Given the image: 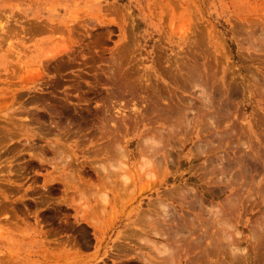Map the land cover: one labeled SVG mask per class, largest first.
<instances>
[{
    "label": "rangeland",
    "instance_id": "1",
    "mask_svg": "<svg viewBox=\"0 0 264 264\" xmlns=\"http://www.w3.org/2000/svg\"><path fill=\"white\" fill-rule=\"evenodd\" d=\"M56 52L63 58L51 59ZM192 58L245 82L231 121H263L254 127L256 138L241 140V153L232 136V150L215 156L225 164L226 153L235 164L260 140L263 151L257 146L253 156L263 161L264 0H0V264H219L190 263L202 246L168 240L176 231L171 222L183 216L213 220L215 233L225 231L218 244L227 239V246L218 247L227 264H264V161L260 176L253 156L240 161L251 174L236 164L225 176L207 175L219 164L207 160L206 150L216 153L217 146L214 136L208 147L214 124L205 125L207 117L201 120L210 127L201 134L205 152L191 149L198 138L183 131L169 162L160 165L139 142L150 93L144 87L174 61ZM63 59L65 66L58 64ZM36 63L40 74L27 72ZM114 72L121 79L129 73L143 98L123 96L122 80L114 88ZM65 103L72 116L60 113ZM112 130L116 156L104 148ZM102 169L125 173L132 185L107 186ZM185 186L198 191L202 206L183 196L187 189L177 190ZM131 231L132 240H124ZM122 242L132 250L115 260Z\"/></svg>",
    "mask_w": 264,
    "mask_h": 264
},
{
    "label": "bare ground",
    "instance_id": "2",
    "mask_svg": "<svg viewBox=\"0 0 264 264\" xmlns=\"http://www.w3.org/2000/svg\"><path fill=\"white\" fill-rule=\"evenodd\" d=\"M36 47H39V45H36ZM62 52H64V51H61L60 54ZM56 53L54 56H52L54 53L51 55L52 56L51 59H54L56 61L58 59L63 58L62 55H60L58 53L56 54ZM48 58H50V57H48ZM66 61H68V60L63 59L61 61H58V64L65 66L67 64ZM157 61H158V59H157ZM23 64H25V63H23ZM39 66L40 65L38 63H36L34 65L35 68L32 67V69L27 71V72H29V73L31 72V74L34 72H37L40 74V67ZM165 71H166V73L160 72L158 75L156 74V79H155L156 82L154 84H152V86L150 85V86L144 87V88L150 90V93H149V98L147 97V106H146L147 111L143 112V110H142L140 113L141 119H142L141 123H144V126H143V130L141 133L142 137H141V140L139 142L141 143V141H142L141 144L146 145L144 150L151 152L150 154H152L155 157L154 158L152 156V158L157 159V164L166 165L169 162V157L172 156V154H174L173 152H174V149L176 148L175 145L182 141V139L180 138V135L183 131L191 132V133L193 132L194 134H196V136L198 138L194 142L191 149H202V148H204V150H202V152H205V148L207 147L206 144L204 145V142L206 141V136H205V138H203L201 136V134L204 133V131H205V133L209 131L208 128H210V127L207 128V126H206V129H205V127H204L205 125H213V124L214 125L211 126V128H210V130L213 131V133L209 134V136H207V138L210 140V142L208 140L207 141L208 143L207 142H205V143L208 144V147L211 146L209 143H211L213 141L212 137L216 136L217 139H215V140L217 142L215 141V143H217V146L216 147L214 146L216 153H211V150H210L211 147L209 148V150L208 149L206 150V152H208L206 155L207 160L209 159L211 164L212 163L214 164V162H219V164H215L213 169H208L206 171L207 175L208 174H210V175L215 174L214 179H216L218 176L216 174H223L225 176L226 173H228V171H230L231 168L235 167L236 164H237L236 167H238V166L241 167L243 164H245L246 162H244L242 164V162H240V161H242L244 159V157L248 158L249 156H253L256 152H258L257 146L260 149V151H263V150H261L263 145L260 144V140H253V143L251 145L250 144L247 145L248 149L245 146L247 153L243 151V153H246L245 155L240 154L239 156H237V158H236L237 162L235 164H234L235 159L231 160L229 157H227L228 155L226 153L224 155H225V158L227 159V161H226L227 163H225V164L223 163L224 165L221 164L223 161L222 158L215 156L216 154H218L220 152L221 149L227 148L226 150H228V152L232 150V149H230V147L228 148V146H231L230 143H233L231 141L232 139H229V138H232V136L238 138V139H235V138L234 139L238 140L240 142L239 152L241 153V151L243 150V148H241V147H244L243 145H246L245 141L241 143V140L244 139L245 137L247 138L248 136H249V138H256L257 135L255 133L254 127H255V125L259 127V125L263 123L262 120H261L262 123H260L259 119L255 120L254 122L249 121L246 124H242L239 119H236L237 122L233 121V120L231 121V119L234 118V117L232 118V116L234 114L233 113V107L235 106V104L238 103L239 94H240V92H242V94L245 93V90H246L244 88L245 82L243 80L235 81L233 79V77L229 78L228 75L225 74V72L216 71L215 68L212 71H208L207 65H202L201 63L199 64V62L196 58H192V59L188 60V62H184V63L179 62V61H174L167 68H165ZM24 73H26V72H24ZM127 76L130 78H128ZM37 79H38V77H36V81H37ZM39 79H41V78H39ZM121 80H122V82L120 83L119 87H122L121 88L122 91H120V92L123 96L128 95L130 97V99H134V98L136 99V98H140V97L143 98L142 96H139L137 94L138 93L137 91L140 88H138L136 86L135 79H133V77L129 73H126L125 75H123L122 79H121V77L116 76L115 72L112 74V81L114 84V88L116 87V85H118L119 81H121ZM38 85H39V82H34L35 87H37ZM196 87H198V91L191 90V89H194ZM109 110L110 109H107L106 111H109ZM138 111H140V109H138ZM148 112H150V113L146 117V113H148ZM60 113H65V114L70 116L72 113V108L70 107L69 104L65 103L63 105ZM257 115L259 116V114H257V112H256L255 116L258 117ZM205 117H207V119H209V121H207L204 125L201 120ZM148 118L150 121H149V123H146V120ZM82 119H84V118H82ZM210 119H212L213 122H211ZM80 120H81V118H80ZM54 123L56 126H58L60 128V126H61L60 123H58L56 121H54ZM80 126H81V124H80ZM82 127H80V129ZM112 131L113 132H112L111 136H109L107 144L106 145L104 144V146H105L104 148H107V152L109 154H111L110 156H116L117 153L115 151V148H116L115 146L117 144V135H116L115 130H112ZM149 133H153L152 136H148ZM223 135H224V143L222 144L221 138ZM155 136H159V138H157V137L151 138V137H155ZM251 142H252V140H250V143ZM212 143L215 144L214 142H212ZM141 144H139V145L143 146ZM213 144H212V146H213ZM236 147H237V145H236ZM57 148L58 147L54 146L53 150H55L57 152ZM211 149H213V148H211ZM58 150H60V149H58ZM59 152L60 151H58V153ZM262 156L263 155L261 154L260 157H262ZM253 158L255 160V166H253V165L252 166L254 167V169L256 170V172L258 174V171H260V167H261V165L259 166V163L262 160H261V158L259 159V157H257V156H253ZM183 160H184V162L186 161L187 163H191L193 161V159L190 156L188 157V154H187V157L185 154V157ZM263 161H264V159H263ZM65 162H67V160ZM223 162H225V161H223ZM247 162H249V161H247ZM240 163H241V165H240ZM250 163L251 162H249V165H250ZM220 164H221V166H219ZM246 165L247 164H245V166ZM245 166L243 168L245 169V172L246 171L248 172L249 168L245 167ZM242 167L240 169L241 173L243 172ZM246 168H248V169L246 170ZM233 169H236V168H233ZM238 169H239V167H238ZM97 170L95 169V171H97ZM104 170L102 171L103 173L101 174V182H103L105 184L108 183L107 186H111L114 189H118V188H125L126 189L130 186V184L132 185V182L127 181V177L125 176V173L118 172V170L116 173V172H113L110 170L108 173L104 174ZM237 172L239 173L238 170H237ZM237 172L235 175L238 174ZM245 172H244V174H245ZM248 173L251 174L252 172L249 171ZM248 173L245 175H248ZM229 175H227L228 176L227 178L222 179L223 183H224V180H226V179L228 181ZM238 176H239V174H238ZM248 176H250V175H248ZM235 178H233V179H235ZM253 179H255V178L253 177ZM237 180H240V179L238 178ZM246 180H249V179H246ZM249 181H251V180H249ZM231 182L228 185L231 186V184H232ZM240 182L241 181H239L237 183L239 184ZM246 182H248V181H246ZM246 182L242 185L248 184ZM254 182H255V184L257 183V181H254ZM235 183H236V181H235ZM259 183H260V181H259ZM238 184H236V185H238ZM262 186H263V184H262ZM225 188L226 187H224V189ZM182 189H187V190H184L185 192L181 191L183 196H185L186 198H189V197L192 198V201L195 204H199V205L202 204L203 200L201 197H199L197 190H195L193 188H188L186 186L180 187V189H177V190H182ZM230 200L231 199H228L226 201L230 202ZM231 205L233 206V204H231ZM200 206H202V205H200ZM204 206H205V204H204ZM192 207L193 206L191 205V208ZM194 208L198 209L197 207H193L192 210ZM227 208H228V206H227ZM221 210L223 211V208ZM216 211H219V210H216ZM225 213H227V211H225ZM217 214H219V213H217ZM225 216L223 218H225ZM214 218H215V216H214ZM219 219H217L218 222H219ZM227 220L225 219V221H227ZM220 221H222V219H220ZM211 222L213 224V220H211L210 222L201 221L200 218H195L194 216L192 219L188 220L187 217L183 216L181 221L179 220V222L178 221L175 222V220H174V222H171L173 224L171 226H175L176 231H174L171 234H168V240H172L173 242H181L184 245L190 243L189 245H191V246L192 245L202 246V248L199 250L197 255L195 254L194 256H191V259H190L191 261L189 260L190 263H198V262L199 263H219V264L230 263V262H226V261L222 260V256L220 255L221 253H223V251L220 252L222 247L221 248L218 247V245H220L218 243H219V241H221L220 240L221 238L218 236H220V235L222 236V234H219V233H222L224 230L218 229V232H217L218 234L215 233L213 229L215 226H217V223L213 227ZM222 222L225 223L224 221H222ZM165 223H167V222H165ZM219 225H220V222H219ZM166 226H167V224H166ZM222 226H223V224H222ZM224 226H226V224ZM168 227L169 226H167V228ZM229 227L227 229H229ZM168 230H170V229H168ZM168 230H167V233H169ZM171 230H173V228ZM262 230H263V228L261 230H259L260 233L257 232L258 235L261 234ZM215 234L217 236H215ZM133 235L134 234H132V231L129 232L127 234V236L124 238V240H127L128 238L130 240H132L131 237ZM137 235L138 234H136V236ZM262 235H263V233H262ZM227 238L229 239L230 236ZM258 238H261V237L258 236ZM262 238L264 239L263 236H262ZM207 239H210L211 241L208 242ZM43 240H45V239H43ZM226 240H224V243ZM230 240H233V239H230ZM259 240H261V239H259ZM173 242H172V244H173ZM226 242L228 243V241H226ZM233 242H235V241H233ZM256 242H257V240H256ZM41 243H42V241H41ZM224 243L221 245L227 246V243H225V244ZM260 243H261V241H260ZM178 244L179 243H177L176 246ZM40 246L42 247L41 244H40ZM117 246H118V248H117V253H115V255H116V257L114 258L115 260H121L122 258L128 257L130 255V252L132 250V248L130 247L131 245L128 246V244L126 242L125 243L122 242V243H119ZM176 248H178V247H176ZM194 249H196V248H194ZM226 249H228V248H226ZM233 249H235V248H233ZM233 249L231 248V251ZM43 251L47 252L48 249L45 248V249H43ZM166 251H167V249H166ZM224 252H225V249H224ZM161 253H162V251H161ZM161 253H159V254H161ZM237 256H240V255H237ZM160 257H161V262L165 260V257H162V255ZM230 257H231V255H230ZM240 257H242V256H240ZM244 257H245V255H244ZM242 259H243V257H242ZM235 260H237V257Z\"/></svg>",
    "mask_w": 264,
    "mask_h": 264
}]
</instances>
